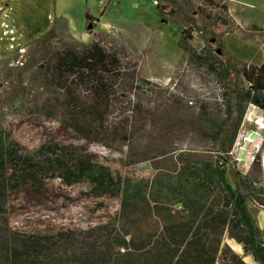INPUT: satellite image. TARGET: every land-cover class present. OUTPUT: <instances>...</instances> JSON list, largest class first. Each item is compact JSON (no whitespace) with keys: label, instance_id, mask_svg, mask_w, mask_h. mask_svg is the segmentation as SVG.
<instances>
[{"label":"trees","instance_id":"trees-1","mask_svg":"<svg viewBox=\"0 0 264 264\" xmlns=\"http://www.w3.org/2000/svg\"><path fill=\"white\" fill-rule=\"evenodd\" d=\"M168 2L194 27L183 32L180 49L202 65L207 59L191 46L192 32L205 43L216 44L208 25L227 31L235 26L226 3L210 0L194 9L187 0ZM85 21L87 26L93 23L88 11ZM54 31L40 40L54 39ZM214 51L221 55L219 49ZM46 55L56 90L67 94L63 103L57 102L65 110L60 125L86 144L129 147L127 167L148 155L153 175L142 179L115 175L86 146L51 141L30 152L11 132L0 129V264H247L228 240L240 245L255 264H264V231L249 208V202L263 203L264 187L242 175L231 157L248 107L264 112V62L237 69L213 57L217 63L212 71L225 81L227 90L224 118L204 119L214 158L179 148L147 147L129 124L109 122L115 86L124 76L121 51L96 42ZM69 84L85 90L84 103L70 94ZM55 181L66 189L90 186L84 198L118 200L116 216L102 226L52 236L13 230L14 196L73 201L67 195L53 196L49 183Z\"/></svg>","mask_w":264,"mask_h":264},{"label":"rangeland","instance_id":"rangeland-1","mask_svg":"<svg viewBox=\"0 0 264 264\" xmlns=\"http://www.w3.org/2000/svg\"><path fill=\"white\" fill-rule=\"evenodd\" d=\"M81 1L86 5L89 0ZM99 1L90 0L94 11H98ZM158 1L159 7L152 0H113L106 5L105 12L104 22L112 25L109 31H102L93 23L90 33L95 36L88 45L100 42L107 50L121 51L124 76L115 86L108 120L129 124L147 147L160 151L179 148L215 158L217 154L210 152L214 146L206 137L209 131L204 119L224 118L227 90L225 81L212 71L211 66L217 63L213 57L237 69L259 66L264 57V35L253 29L234 26L229 31L215 30L208 25L217 41L212 44L205 43L195 31L198 34L190 44L197 54L207 59L200 65L190 60L178 45L184 38L183 32L194 27L168 0ZM187 1L194 9L210 4V0ZM214 1L225 3V0ZM54 33V39H38L0 60V129L11 132L30 152L51 141L86 146L115 175L133 179L152 177L151 162L146 161L148 155L139 158L138 164L127 167L129 147L117 145L107 149L86 144L60 125L65 110L57 102L63 103L67 94L56 90L46 53L66 48L81 50L88 45L78 43L64 32L59 34L55 30ZM216 49L221 55H215ZM69 87L70 94L80 98V104L84 103L85 90L70 84ZM258 122H264V112L249 106L231 157L242 175H248L257 187H264V133L253 137L258 133ZM247 140L252 143H246ZM138 149L144 151V146ZM49 188L53 196L67 195L73 201L41 202L24 194L14 196L10 214L13 230L43 236L66 230H89L112 221L119 209L118 200L84 198L82 194L90 189L85 184L66 189L55 181L49 183ZM249 208L264 231V201L249 202ZM227 244L247 264H255L251 256H244L242 247L229 240Z\"/></svg>","mask_w":264,"mask_h":264},{"label":"crops","instance_id":"crops-1","mask_svg":"<svg viewBox=\"0 0 264 264\" xmlns=\"http://www.w3.org/2000/svg\"><path fill=\"white\" fill-rule=\"evenodd\" d=\"M112 1L109 4L99 1L98 11H94L90 0L86 5L81 0H0V60L53 30L66 33L83 45L90 44L95 33L86 30V11L102 31H109L112 25L104 21ZM225 3L237 29H253L264 35V0H225Z\"/></svg>","mask_w":264,"mask_h":264},{"label":"bare ground","instance_id":"bare-ground-1","mask_svg":"<svg viewBox=\"0 0 264 264\" xmlns=\"http://www.w3.org/2000/svg\"><path fill=\"white\" fill-rule=\"evenodd\" d=\"M256 127H257V131H258V133H257L256 135L253 136L254 138H257V137H259L262 133H264V122H263V123H262V122H260V123H259V122L256 123ZM262 140H263V139H262ZM246 143L251 144V143H252V140H251V141L247 140Z\"/></svg>","mask_w":264,"mask_h":264},{"label":"built area","instance_id":"built-area-1","mask_svg":"<svg viewBox=\"0 0 264 264\" xmlns=\"http://www.w3.org/2000/svg\"><path fill=\"white\" fill-rule=\"evenodd\" d=\"M105 2H109L111 0H104ZM153 4L157 7L160 6V2L158 0H152ZM198 33L197 32H192V37L194 38ZM2 87L1 83H0V88Z\"/></svg>","mask_w":264,"mask_h":264},{"label":"water","instance_id":"water-1","mask_svg":"<svg viewBox=\"0 0 264 264\" xmlns=\"http://www.w3.org/2000/svg\"><path fill=\"white\" fill-rule=\"evenodd\" d=\"M93 28H94L93 23H91L87 26V31L92 32ZM213 42H215V41L213 40ZM218 53L221 54V51H218Z\"/></svg>","mask_w":264,"mask_h":264}]
</instances>
